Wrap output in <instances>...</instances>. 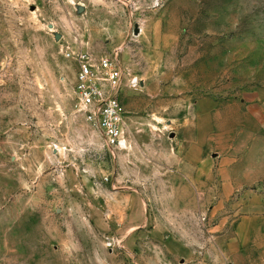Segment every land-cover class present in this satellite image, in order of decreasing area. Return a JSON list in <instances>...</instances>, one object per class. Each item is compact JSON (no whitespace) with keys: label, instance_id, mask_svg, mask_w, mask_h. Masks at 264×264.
<instances>
[{"label":"rangeland","instance_id":"obj_1","mask_svg":"<svg viewBox=\"0 0 264 264\" xmlns=\"http://www.w3.org/2000/svg\"><path fill=\"white\" fill-rule=\"evenodd\" d=\"M78 53L123 69L126 147ZM0 264H264V0H0Z\"/></svg>","mask_w":264,"mask_h":264},{"label":"built area","instance_id":"obj_2","mask_svg":"<svg viewBox=\"0 0 264 264\" xmlns=\"http://www.w3.org/2000/svg\"><path fill=\"white\" fill-rule=\"evenodd\" d=\"M67 54L71 56V52ZM77 60V105L87 121L100 130L107 145L119 146L129 133L120 101L125 73L115 61L106 56L96 59L87 53H78ZM129 82L130 87L137 88L140 85L137 77Z\"/></svg>","mask_w":264,"mask_h":264},{"label":"water","instance_id":"obj_3","mask_svg":"<svg viewBox=\"0 0 264 264\" xmlns=\"http://www.w3.org/2000/svg\"><path fill=\"white\" fill-rule=\"evenodd\" d=\"M79 10H80V11H83V10H84V7H83V6H80V7H79ZM52 26H53V25L51 24V27H52ZM57 37H58V35H56V38H57Z\"/></svg>","mask_w":264,"mask_h":264},{"label":"bare ground","instance_id":"obj_4","mask_svg":"<svg viewBox=\"0 0 264 264\" xmlns=\"http://www.w3.org/2000/svg\"><path fill=\"white\" fill-rule=\"evenodd\" d=\"M124 143H125V142L123 141V142L121 143L120 146H122V147H126V146L124 145Z\"/></svg>","mask_w":264,"mask_h":264}]
</instances>
